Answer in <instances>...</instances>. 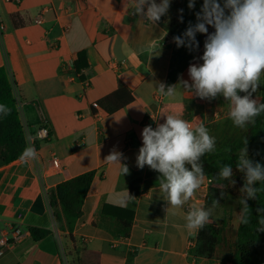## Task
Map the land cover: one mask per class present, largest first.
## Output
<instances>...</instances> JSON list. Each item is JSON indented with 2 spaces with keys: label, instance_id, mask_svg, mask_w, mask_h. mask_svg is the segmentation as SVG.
<instances>
[{
  "label": "crops",
  "instance_id": "crops-1",
  "mask_svg": "<svg viewBox=\"0 0 264 264\" xmlns=\"http://www.w3.org/2000/svg\"><path fill=\"white\" fill-rule=\"evenodd\" d=\"M131 2L0 0V67L7 69L13 84L28 147L39 155L0 167V237L5 230H21L17 239L9 235L11 244L2 249L0 264H64L60 239L65 236L80 264H232L239 222L229 224L227 241L217 247L214 258L194 259L188 250L197 232L185 228L186 209L166 212L159 186L121 204L135 173L148 169L138 168L136 162L145 126L163 123L165 112L182 113L196 123L210 118L209 112L196 111L185 117L189 105L206 109V100L182 85L191 83L190 65L175 82L174 97L159 93L158 85L166 82L174 32L133 17ZM13 15L21 26H14ZM81 51L88 63L81 70L84 80L74 68ZM202 51L191 64L203 63ZM120 85L131 90L132 102L113 114L92 106ZM253 96L261 100V89ZM44 122L50 135L39 140L37 131ZM113 150L123 154L128 174L122 176L118 166L105 160ZM89 171L97 173L71 240L58 226L55 211L60 207L50 205L49 193ZM217 173L206 175L196 203L210 207L211 190L228 183L214 179ZM105 205L132 209V223L105 215ZM219 219L212 215L210 222ZM30 227L50 234L35 241Z\"/></svg>",
  "mask_w": 264,
  "mask_h": 264
},
{
  "label": "clouds",
  "instance_id": "clouds-1",
  "mask_svg": "<svg viewBox=\"0 0 264 264\" xmlns=\"http://www.w3.org/2000/svg\"><path fill=\"white\" fill-rule=\"evenodd\" d=\"M171 0H132V15L141 17L156 25L161 17L167 15ZM196 0H188L190 9ZM197 23L189 24L185 32L173 37L177 47L190 50L199 47L196 34H206L202 64H190L189 81H182L185 89L193 95L213 100L222 96L228 103L227 118L235 127L245 129L254 124L264 113V102L253 94L264 84V0H203L200 12L196 13ZM182 22V21H181ZM208 26L215 29L208 33ZM161 95L174 97L176 86L158 85ZM11 112L6 105L0 104V116ZM163 123L155 128L147 125L142 129V146L137 155V167L158 172V185L162 199L167 202L168 210H185V228L196 233L208 224L212 212L224 197L214 198L211 206L196 203L197 191L205 184L207 176L202 157L216 151V138L210 135L203 122H190L182 113L165 112ZM241 148L236 161V170L243 173L244 183L240 188V211L238 222L250 223L252 210L248 200L257 199L264 186V165L254 162L248 156L246 147ZM34 149L26 148L20 159L27 161L34 156ZM123 154L113 150L105 160L118 166L120 174L126 175L129 168L121 163ZM233 167L224 164L214 179L227 181L234 186ZM224 188V185H220ZM133 197L126 190L121 200L126 205ZM257 231H264V208H257Z\"/></svg>",
  "mask_w": 264,
  "mask_h": 264
},
{
  "label": "trees",
  "instance_id": "trees-1",
  "mask_svg": "<svg viewBox=\"0 0 264 264\" xmlns=\"http://www.w3.org/2000/svg\"><path fill=\"white\" fill-rule=\"evenodd\" d=\"M159 1L157 0V3ZM196 1L203 3V0ZM174 12L177 13V16L179 15L174 37L182 35L189 24L195 25L197 23L196 12L188 7V0H171L167 15L161 17L157 24L165 26V21ZM17 18V15L12 16V21L16 27L23 24L18 22ZM214 31L215 29L212 27L208 30V33L210 34ZM205 39L206 34L197 33L196 40L199 43V47L191 50L184 46L177 47L174 42L165 82L166 86L174 85L185 69L197 59L204 46ZM87 67L86 53L81 51L74 61L75 74L79 75L81 80L85 79L81 70ZM260 89L261 101L264 102V84L261 85ZM133 100L134 95L131 90L124 85H120L115 91L101 98L98 101V105L106 114H113ZM0 104L6 105L11 109L9 115L0 116V167H2L19 160L25 149L29 148L19 117L13 84L5 67H0ZM245 140H247L246 147L249 158L264 165V152L249 150V146L257 140L262 141L264 144V113L256 118L254 124L248 125ZM245 140L227 150L210 154L202 161L205 174L213 175L219 172V168L224 164H231L234 173L233 179L235 180L234 186L237 190H240L243 186L244 178L243 173L236 170V161L241 148L244 147ZM96 173V171H89L78 175L58 184L49 193L50 205L53 208L56 206L60 207V210L55 211L58 226L60 230L68 232L71 240H74L73 231L77 221L82 216V205ZM155 186H159L158 179L149 168L145 173L136 172L129 184V195L136 198ZM258 187L261 190L257 194V199L248 200L252 210L250 223L247 225L238 223L237 251L232 258V264H264V231L256 230L259 226L256 209L264 208V186L258 185ZM215 192L219 191L214 188L209 193L207 200L209 204L212 203L211 197ZM220 200H223V198ZM103 213L129 223H132L134 219V211L128 208L105 205ZM228 227L229 225L225 222V218L221 220V223L209 222L206 224L202 230L197 232L194 246L189 248L188 255L194 259L200 257L214 258L217 247L227 241ZM29 230L32 239L35 241L41 240L50 234L48 229L41 227H30ZM76 262H78V259Z\"/></svg>",
  "mask_w": 264,
  "mask_h": 264
},
{
  "label": "rangeland",
  "instance_id": "rangeland-1",
  "mask_svg": "<svg viewBox=\"0 0 264 264\" xmlns=\"http://www.w3.org/2000/svg\"><path fill=\"white\" fill-rule=\"evenodd\" d=\"M202 4L203 3L196 1L195 7L191 10L196 13L200 12ZM221 4H223V0H221ZM178 17L179 15L177 16V13L174 12L172 15L169 16L168 20L165 22V25L168 28H171L174 33L178 22ZM211 28V26H208V30ZM203 51L201 53V56L203 54ZM205 104L206 109L204 111L202 105H195L194 108H192L191 105L187 106L184 109L185 117H188V114L190 115L194 111L198 112L197 114L200 113V115H202L203 113L207 115L206 113L209 112V120H204L203 123L209 129L210 135L216 138L215 152L227 150L232 146L239 145L245 140L248 131V126L245 129H240L233 125L232 121L227 118L228 103L224 100L222 96L217 97L213 100H206ZM214 112H216L215 116L211 117ZM200 121L201 120H199V123ZM249 150H258L264 152V144L262 143V141L257 140L249 146ZM212 153H208L205 157H202V161L205 160ZM150 171L157 178L160 175L156 171H153L151 169ZM215 189H217L219 192H215L212 194L211 202L214 198L219 199L221 192H224V197L223 200H220L219 205L214 209L212 215L218 218L222 217V219L225 218V222L228 223V225L232 222L237 223V217L241 208L239 200L242 194H240V191L237 190L235 186L229 185L228 183L224 186V188ZM218 223H221L220 219ZM65 238L66 236L64 237V239H60V250L64 264H80L76 262V258L74 257L72 250L69 248V246H67V240H65Z\"/></svg>",
  "mask_w": 264,
  "mask_h": 264
},
{
  "label": "built area",
  "instance_id": "built-area-1",
  "mask_svg": "<svg viewBox=\"0 0 264 264\" xmlns=\"http://www.w3.org/2000/svg\"><path fill=\"white\" fill-rule=\"evenodd\" d=\"M14 1H16L17 3L21 2V0H14ZM37 22L40 23L41 20L37 19ZM86 86H88V83H86ZM92 106L95 109H99V105H98L97 102H94ZM49 135H50V132H49V129L47 127V123L44 122L42 124V126L39 128V130L37 131V139L46 140L49 137ZM34 153L35 154L32 157V159H38V156H39L38 153L36 151H34ZM53 163H54L55 166L59 165V163H58V161L56 159L53 161ZM20 232H21L20 229H14V228H12L10 230H5L3 232V234L0 237V254L2 253V249L4 247H7V246H9L11 244L9 235H11L12 238L17 239L20 236Z\"/></svg>",
  "mask_w": 264,
  "mask_h": 264
}]
</instances>
